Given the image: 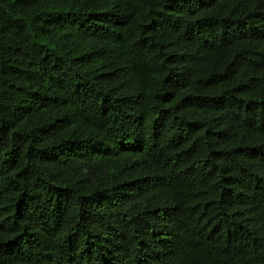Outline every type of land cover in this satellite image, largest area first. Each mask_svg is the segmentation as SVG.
<instances>
[{
    "label": "trees",
    "instance_id": "trees-1",
    "mask_svg": "<svg viewBox=\"0 0 264 264\" xmlns=\"http://www.w3.org/2000/svg\"><path fill=\"white\" fill-rule=\"evenodd\" d=\"M0 264H264V0H0Z\"/></svg>",
    "mask_w": 264,
    "mask_h": 264
}]
</instances>
